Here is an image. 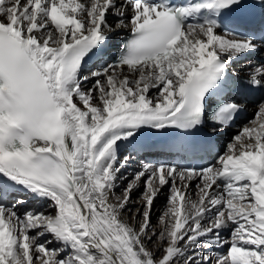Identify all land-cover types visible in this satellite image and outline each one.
<instances>
[{"label":"snow or ice","instance_id":"6c2138e0","mask_svg":"<svg viewBox=\"0 0 264 264\" xmlns=\"http://www.w3.org/2000/svg\"><path fill=\"white\" fill-rule=\"evenodd\" d=\"M259 51L264 0H0V264H264V94L207 164L122 177L148 136L210 148L264 93V60L230 70Z\"/></svg>","mask_w":264,"mask_h":264},{"label":"rangeland","instance_id":"374dc122","mask_svg":"<svg viewBox=\"0 0 264 264\" xmlns=\"http://www.w3.org/2000/svg\"><path fill=\"white\" fill-rule=\"evenodd\" d=\"M127 170V169H126ZM126 170H124L123 172H122V177H124V174H126ZM131 176H132V174H133V172H134V170L133 169H131ZM127 176V175H126ZM124 179H118L117 180V185H119L118 187H117V191L121 194V192H122V189H123V187H124ZM120 187V188H119ZM140 188V190L138 191H136L134 194H133V196H132V201H133V204L132 205H130V208H131V211H125L124 212V214L129 218V223L130 224H133V223H135L136 222V218L133 216V212H135L136 211V206L140 203V200H141V193L143 192V183L141 184V186L139 187ZM191 191H192V193L194 194V192H195V186H193V187H191ZM166 194H168V191L166 192ZM116 195H119L118 193H116ZM159 200V202L157 203V204H155L154 206H153V211H152V226H153V228L154 229H159V227H160V225L158 224V218H159V216L161 215V213H162V208H164V206H166V204H167V200H166V198L165 197H163L162 199L160 198V199H158ZM54 245V244H53ZM56 247V246H55ZM148 247L150 248V249H154V245H152L151 243H149L148 244ZM157 255H159V253H157Z\"/></svg>","mask_w":264,"mask_h":264},{"label":"bare ground","instance_id":"6f19581e","mask_svg":"<svg viewBox=\"0 0 264 264\" xmlns=\"http://www.w3.org/2000/svg\"><path fill=\"white\" fill-rule=\"evenodd\" d=\"M111 22V21H110ZM118 36H121V34L119 33L118 35H114L113 36V38H117ZM92 70H94V69H92ZM88 73V71L86 70L85 71V74H87ZM90 84H91V81H89L88 82V84L87 85H85V87H87V86H90ZM254 108H253V114L255 113V111H256V106H253ZM237 132V131H236ZM228 135L226 136V137H224V141H223V144H225V140H227V139H229L230 140V138L232 137V136H234L236 133H227ZM228 143V142H227ZM125 155H127V153H125ZM122 158V157H121ZM143 163H145V162H141V161H137L136 159H135V157L133 156V159L129 162V164H128V166H127V170H126V174H124V177H126V178H131V169H133L134 171H137L139 168H140V166H141V164H143ZM127 175V176H126ZM128 183V179H124V186L126 185ZM143 183V181H141V184ZM195 183L196 182H193V184H192V186L191 187H193V186H195ZM119 185H117V187H118ZM117 187H116V189H115V194L116 193H118L119 195H120V193L117 191ZM120 188V187H119ZM139 191L140 190V188H138V189H136V191ZM135 191V192H136ZM167 191H169V189L167 188V187H165L164 189H163V191H162V193L158 196V198L155 200V202H154V205L155 204H157L158 202H159V200L158 199H162L163 197H167V194H166V192ZM134 192V193H135ZM133 193V194H134ZM136 194V193H135ZM190 194H192V196H193V199H195V196H194V194L192 193V191H191V189H190ZM133 196V195H132ZM31 206V205H30ZM33 206H35V207H39V205H33ZM165 209V206H164V208H162L161 210L163 211ZM23 210V209H22ZM123 216H124V218L129 222V218L123 213ZM223 235H227V233H224ZM220 251H223V249H221Z\"/></svg>","mask_w":264,"mask_h":264}]
</instances>
